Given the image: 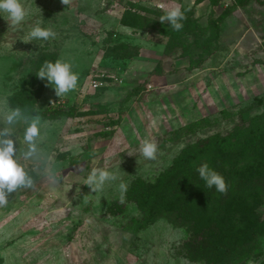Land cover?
<instances>
[{
	"label": "rangeland",
	"instance_id": "374dc122",
	"mask_svg": "<svg viewBox=\"0 0 264 264\" xmlns=\"http://www.w3.org/2000/svg\"><path fill=\"white\" fill-rule=\"evenodd\" d=\"M130 2L154 20L146 30L124 24ZM22 3L28 15L19 26L0 15V127L9 108H36L46 124L45 159L25 162L34 186L17 189L0 206V264H213L189 257L191 225L166 211L165 200L154 204L151 222L139 230L132 225L144 215V193L158 186L176 160L196 154L200 141L247 128L264 113V104L248 109L264 96V0ZM176 5L185 11L182 23L193 24L178 37L163 31L173 30L167 22L159 23ZM37 23L55 37L23 41ZM56 59L70 62L79 75L77 88L60 98L36 75L45 61ZM99 72L122 81L94 88ZM24 127H15L22 147ZM146 138L158 145L155 159L141 153ZM242 145L226 153L232 157ZM189 165L201 164L191 159ZM93 168L113 171L118 179L92 193L83 182ZM49 169L63 183L51 184ZM121 181L128 185L123 203ZM167 188L168 195L182 191L181 185ZM255 207L260 223L264 201ZM233 212L229 207L226 223ZM226 235L218 234L228 241L236 237ZM254 238V245L219 264H264V233Z\"/></svg>",
	"mask_w": 264,
	"mask_h": 264
},
{
	"label": "trees",
	"instance_id": "16d2710c",
	"mask_svg": "<svg viewBox=\"0 0 264 264\" xmlns=\"http://www.w3.org/2000/svg\"><path fill=\"white\" fill-rule=\"evenodd\" d=\"M219 1L213 0V4ZM125 11L127 21L124 22L125 25L146 30L150 23L154 22L142 16L146 10L139 4L130 2L129 8ZM159 23L162 27L167 25ZM192 25L184 23L180 31L170 29L163 31L178 37L181 31L189 30ZM263 104L264 96L256 97L248 109ZM54 113L57 114L58 111L54 110ZM249 122L247 128L235 129L219 139L200 141L195 149L196 154L189 153L176 160L172 168L162 175L158 186L142 196L141 207L144 215L134 219L133 229L139 230L151 222L154 219L152 215L154 204L165 200L166 211L173 210L176 217L191 225L192 237L187 244L189 257L193 259L200 257L213 264H219L223 263L234 250L240 253L246 246L254 245L255 235L264 233V220L259 223L255 217L256 203L264 201V139L253 143L252 140L264 134V113L253 117ZM236 143L246 145L239 147L230 157L226 150L234 147ZM211 151L214 152L211 154ZM191 159H197L199 164L208 163L221 173L229 185L227 194L218 193L215 188H207L197 169L190 167ZM170 185L171 189L181 185L182 191L173 193L171 190L168 195L167 187ZM203 207L206 208L201 211ZM229 207L234 210L233 219L226 223ZM251 212L254 214L253 217ZM197 234H202V238L198 239ZM218 234H225V237L226 234H234L236 237L228 241V238L224 239V236ZM195 247H198L197 251ZM252 251H255L254 247ZM194 253L199 254L193 256Z\"/></svg>",
	"mask_w": 264,
	"mask_h": 264
},
{
	"label": "clouds",
	"instance_id": "9594fccd",
	"mask_svg": "<svg viewBox=\"0 0 264 264\" xmlns=\"http://www.w3.org/2000/svg\"><path fill=\"white\" fill-rule=\"evenodd\" d=\"M62 2L67 5L69 0H62ZM160 7L163 8V5ZM0 15L11 26H19L28 15V10L22 0H0ZM185 19V11L179 5L166 9L164 15L160 17V21L167 22L174 31H180L183 28L182 21ZM55 35L56 33L51 28L37 23L30 29L23 41H47ZM36 75L40 80L45 81L46 86H51L59 98L75 90L79 80V75L73 65L64 59L45 61L36 71ZM18 124L25 125L23 129L24 147L21 146L20 138L15 134V127ZM45 127L46 124L36 108L31 110L21 107L9 108L4 114L3 126L0 127V206L6 205L9 196L17 189L34 186V177L25 162L45 159L41 149ZM140 150L144 158L155 159L158 145L154 140L146 138L142 141ZM197 172L207 188H215L218 193L227 194L229 185L225 177L210 167L208 163L201 164ZM46 175L54 186L63 183L59 179V173L54 169L47 170ZM117 179L113 171L93 168L83 184L88 185L92 193H99L108 181ZM118 188L120 201L123 203L128 185L121 181ZM78 195L79 188L77 197L74 198H78Z\"/></svg>",
	"mask_w": 264,
	"mask_h": 264
},
{
	"label": "built area",
	"instance_id": "2783aa9c",
	"mask_svg": "<svg viewBox=\"0 0 264 264\" xmlns=\"http://www.w3.org/2000/svg\"><path fill=\"white\" fill-rule=\"evenodd\" d=\"M135 1V0H134ZM162 4L159 5V7L161 6ZM162 8V7H160ZM134 10V9H133ZM113 77V79L111 78ZM117 82V81H122L120 78H118V76L114 75V76H110L108 74V72H99L98 74H96L93 79H92V86L94 88H100V87H107L109 86V84L111 82Z\"/></svg>",
	"mask_w": 264,
	"mask_h": 264
}]
</instances>
